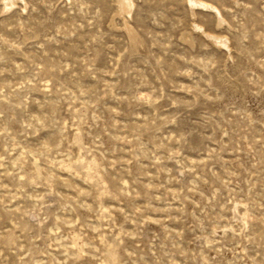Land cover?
I'll use <instances>...</instances> for the list:
<instances>
[{"label": "rangeland", "instance_id": "1", "mask_svg": "<svg viewBox=\"0 0 264 264\" xmlns=\"http://www.w3.org/2000/svg\"><path fill=\"white\" fill-rule=\"evenodd\" d=\"M127 3L0 0V264H264V0Z\"/></svg>", "mask_w": 264, "mask_h": 264}, {"label": "bare ground", "instance_id": "2", "mask_svg": "<svg viewBox=\"0 0 264 264\" xmlns=\"http://www.w3.org/2000/svg\"><path fill=\"white\" fill-rule=\"evenodd\" d=\"M18 1V0H17ZM127 1L128 0H119V4H120V6H121V8L123 9V11L126 9V8H128L129 6L127 5L128 3H127ZM130 1V0H129ZM7 2L9 3V2H11V0H7ZM195 2V1H194ZM131 3V2H130ZM13 4V3H12ZM7 7V6H6ZM130 9V8H129ZM119 11L121 12V9H119ZM125 12V11H124Z\"/></svg>", "mask_w": 264, "mask_h": 264}]
</instances>
